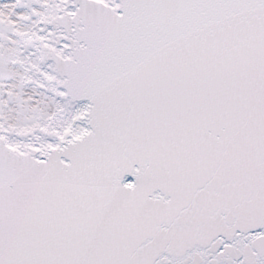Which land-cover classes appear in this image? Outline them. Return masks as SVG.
<instances>
[{
	"label": "snow or ice",
	"instance_id": "6c2138e0",
	"mask_svg": "<svg viewBox=\"0 0 264 264\" xmlns=\"http://www.w3.org/2000/svg\"><path fill=\"white\" fill-rule=\"evenodd\" d=\"M0 264H264V0H0Z\"/></svg>",
	"mask_w": 264,
	"mask_h": 264
}]
</instances>
